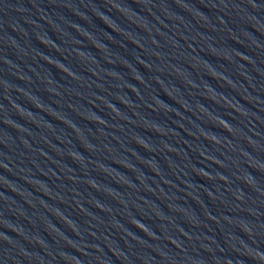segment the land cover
Segmentation results:
<instances>
[{
  "label": "water",
  "instance_id": "obj_1",
  "mask_svg": "<svg viewBox=\"0 0 264 264\" xmlns=\"http://www.w3.org/2000/svg\"><path fill=\"white\" fill-rule=\"evenodd\" d=\"M0 264H264V0H0Z\"/></svg>",
  "mask_w": 264,
  "mask_h": 264
}]
</instances>
